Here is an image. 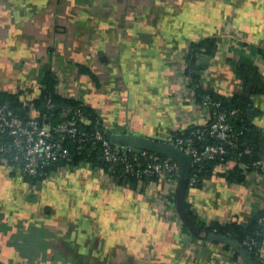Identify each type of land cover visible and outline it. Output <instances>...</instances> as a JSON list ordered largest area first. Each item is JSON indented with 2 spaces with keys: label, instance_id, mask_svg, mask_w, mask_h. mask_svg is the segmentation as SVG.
<instances>
[{
  "label": "crops",
  "instance_id": "1",
  "mask_svg": "<svg viewBox=\"0 0 264 264\" xmlns=\"http://www.w3.org/2000/svg\"><path fill=\"white\" fill-rule=\"evenodd\" d=\"M205 39L218 44L204 57V88L240 91L231 65L240 59H254L264 79L254 52L264 49V0H0V93L29 104L50 72L56 93L103 129L166 138L207 121L183 76L189 44ZM253 105L264 130V93ZM231 167L188 185L181 209L175 196L166 203L168 184L114 183L101 166L63 164L33 180L1 162L0 264H248L210 239L215 231L183 228L194 222L186 203L208 224H243L264 209V177Z\"/></svg>",
  "mask_w": 264,
  "mask_h": 264
},
{
  "label": "built area",
  "instance_id": "2",
  "mask_svg": "<svg viewBox=\"0 0 264 264\" xmlns=\"http://www.w3.org/2000/svg\"><path fill=\"white\" fill-rule=\"evenodd\" d=\"M183 76L189 82L190 78L184 74ZM191 92L195 94L194 88ZM46 104L49 109L55 108L50 99ZM200 106L207 115L205 123L196 125L186 137L182 135L185 134V129H179L174 131L173 135L162 138L175 144L191 157L192 167L188 180L190 187H195L199 183L201 163L216 158L223 160L228 152L227 147H237L238 139L244 133L243 130L236 131L230 121V117L237 112L236 109L227 112L221 108L220 102L214 101L210 95L203 96ZM61 118L55 122L53 114H42L38 110L22 116L15 113L7 104H0V135L8 139L0 143L1 162L13 170H19L25 176L40 177L46 175V170L51 165L73 163L74 154L66 144L67 140L90 142L93 145L98 143L102 158L107 163V167L102 168V171L109 181L126 182L127 176H131L139 183L146 181L162 186L168 184L165 186L168 191L165 189L162 193L167 197L166 203L172 205L169 197L176 195L181 178V170L175 160L147 150L138 152L132 147L112 144L99 120L95 123L94 130L83 129L79 121L86 122V117L81 109H67ZM206 138L212 139L213 142H204ZM197 142L202 143V146L198 147ZM81 147L78 146V149ZM20 160L23 161L21 165ZM236 161V158H233L222 163L238 164L247 174L259 173L264 177V157L246 163ZM85 164L89 165L83 160L79 165ZM258 221L263 225L264 231V216H259ZM243 244L249 252H253L256 261L264 263V240L259 244L255 237L247 236Z\"/></svg>",
  "mask_w": 264,
  "mask_h": 264
},
{
  "label": "trees",
  "instance_id": "3",
  "mask_svg": "<svg viewBox=\"0 0 264 264\" xmlns=\"http://www.w3.org/2000/svg\"><path fill=\"white\" fill-rule=\"evenodd\" d=\"M217 40L215 39H205L201 41L192 42L189 44L186 53V69L184 70V75L189 79V87L194 88V96L197 99L198 103L202 102L203 96L210 95L214 101L220 102L221 108L229 112L230 110L236 109L237 112L235 115L230 117L236 131L243 130L244 133L238 139L239 145L237 147H227V154L224 156V159H209L201 163L202 171L200 173V180L198 185L202 182L203 176L208 174V172L213 168L215 164L222 163L225 160H230L236 158L237 161L246 163L258 160L264 157V130L259 128L253 122V118L257 113V109L253 105V98L258 94L264 93V79L262 77L260 67L254 59H240L239 61H234L231 65L234 68L235 75L239 78L241 82V90L232 93L229 97L220 95L211 89L204 88L201 85V80L204 75V71L207 68V62L204 60V57L207 55H213L217 48ZM255 49V48H254ZM258 51H254L264 56V49L256 48ZM209 64V63H208ZM57 79L47 72L43 79V88L41 94L35 98L31 103L25 104L15 95H9L6 93H0V104H7L12 110L15 111L18 115L27 116L28 113H33V110H38L42 114L54 115V121H60L62 113L67 109H81L84 112L85 117L90 116V122L85 124L84 121H79L80 126L85 130H94L95 123L99 118L92 113L91 109L86 105H82L79 100L74 98L63 97L56 93L55 85ZM51 100L54 103V109H49L47 107V100ZM33 104L34 107H31ZM33 108V109H32ZM89 112V113H88ZM87 114V115H86ZM102 126L101 122H99ZM195 127V126H194ZM191 128L184 130L185 134H182L183 137H186L188 133L192 131ZM8 139L3 138L0 135V143L6 142ZM204 142H213L212 139L206 138ZM66 144L71 149L74 154L73 165H79L81 161L85 160L87 163L94 166H101L103 168L107 167V163L103 160L101 155V148L99 144L79 143L78 141L67 140ZM198 147L202 146V143L197 142ZM78 146H82L81 149H78ZM8 155V154H7ZM9 156V155H8ZM11 156V155H10ZM236 161V162H237ZM12 162V160L10 161ZM21 163L23 161L20 160ZM1 163V157H0ZM63 163H57L51 165L47 168V173L44 176L40 177H31L26 175L25 177L37 180L45 179L50 176V172L55 168L62 166ZM232 175L244 178V175L247 174L244 172L238 164H235L234 167H231ZM230 174V173H229ZM229 174H227L229 176ZM128 181H134V177L127 176ZM183 178L179 180V186L175 195V201L178 199V192L180 184L183 183ZM137 182V181H135ZM185 185V192L188 190V185L186 183L182 184V187ZM188 214L194 220L191 223L186 221L184 225V231L190 233L191 235L197 237L193 231L195 226L204 229L205 232L215 231L221 233L240 241L244 242L247 236H253L258 241L259 244L264 240V231L263 225L258 221L259 216H264V209L257 211L248 221L243 224L225 222L220 223L217 220H213L211 223H206L198 219V216L193 210L189 209L190 204L186 203ZM190 226V227H189ZM190 229H189V228ZM248 250V248H246ZM251 256L255 259L253 252H250ZM258 264H264L263 262L257 261Z\"/></svg>",
  "mask_w": 264,
  "mask_h": 264
},
{
  "label": "water",
  "instance_id": "4",
  "mask_svg": "<svg viewBox=\"0 0 264 264\" xmlns=\"http://www.w3.org/2000/svg\"><path fill=\"white\" fill-rule=\"evenodd\" d=\"M103 131L114 145L122 147H132L138 152L147 150L175 160L181 170V177L183 178L182 184L186 183L188 185V180L191 174L192 160L188 154L184 153L175 144L167 142L159 137L142 134L135 130H122L119 132H113L103 129ZM182 184H180L178 192V203L180 204L181 209L182 199L180 195L183 194L185 190V185L182 187ZM209 238H213L215 240H219L223 243L229 244L234 249H236V251L248 264H258L257 261L251 256L250 252L246 249L245 245L240 241L228 237L227 235L218 234L215 232L209 233Z\"/></svg>",
  "mask_w": 264,
  "mask_h": 264
}]
</instances>
